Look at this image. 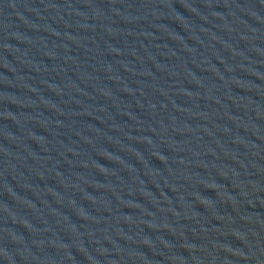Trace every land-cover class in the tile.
<instances>
[{
	"label": "water",
	"instance_id": "1",
	"mask_svg": "<svg viewBox=\"0 0 264 264\" xmlns=\"http://www.w3.org/2000/svg\"><path fill=\"white\" fill-rule=\"evenodd\" d=\"M0 264H264V0H0Z\"/></svg>",
	"mask_w": 264,
	"mask_h": 264
}]
</instances>
